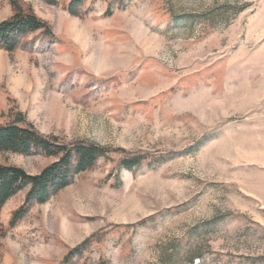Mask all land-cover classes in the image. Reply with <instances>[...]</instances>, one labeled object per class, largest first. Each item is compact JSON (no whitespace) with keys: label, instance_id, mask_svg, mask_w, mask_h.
<instances>
[{"label":"rangeland","instance_id":"1","mask_svg":"<svg viewBox=\"0 0 264 264\" xmlns=\"http://www.w3.org/2000/svg\"><path fill=\"white\" fill-rule=\"evenodd\" d=\"M70 1L0 0L49 28L0 49V126L105 157L14 226L28 187L4 203L0 264H264V0Z\"/></svg>","mask_w":264,"mask_h":264},{"label":"trees","instance_id":"2","mask_svg":"<svg viewBox=\"0 0 264 264\" xmlns=\"http://www.w3.org/2000/svg\"><path fill=\"white\" fill-rule=\"evenodd\" d=\"M82 1L71 0L68 11L76 15ZM13 8L11 17L0 22V49L6 51H13L17 47L19 37L39 29L49 30L46 23L32 12L22 11L15 3ZM22 123L24 120L19 113L16 119L0 126V152L23 155L41 153L56 157V160L37 174H28L17 166L0 165V209L10 197L28 187L23 204L12 213L10 226L16 224L32 203H44L50 196L71 184L75 175L90 169L98 159L105 157V148L102 146L81 141L61 143L55 137L42 135L32 125L23 126ZM141 160L140 156L128 157L121 161V165L127 170H133ZM87 242L84 240L71 249L62 264L72 255L78 254Z\"/></svg>","mask_w":264,"mask_h":264}]
</instances>
